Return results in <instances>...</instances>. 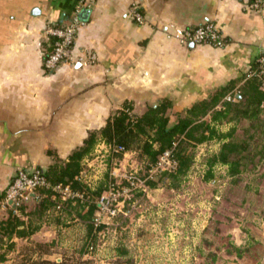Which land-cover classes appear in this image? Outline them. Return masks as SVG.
<instances>
[{
	"label": "crops",
	"instance_id": "obj_1",
	"mask_svg": "<svg viewBox=\"0 0 264 264\" xmlns=\"http://www.w3.org/2000/svg\"><path fill=\"white\" fill-rule=\"evenodd\" d=\"M133 3L143 24L130 17ZM76 9L89 15L72 61L49 72L41 50L46 30ZM204 23L218 29L222 46H183L173 36L177 28ZM86 52L95 54V63ZM262 52L264 7L248 10L245 0H0V201L18 169L48 168L49 150L66 161L123 104L140 115L167 99L185 114L215 89L241 82ZM110 152L98 142L82 161L90 189L105 183ZM135 153L117 160L125 163ZM38 234L41 227L30 238Z\"/></svg>",
	"mask_w": 264,
	"mask_h": 264
},
{
	"label": "rangeland",
	"instance_id": "obj_2",
	"mask_svg": "<svg viewBox=\"0 0 264 264\" xmlns=\"http://www.w3.org/2000/svg\"><path fill=\"white\" fill-rule=\"evenodd\" d=\"M231 128L246 142L240 175L229 177L216 165L206 181L208 160L221 142L195 146L191 168L179 181L146 186V192L133 187L121 212L93 238L91 251L85 250V224L50 211L30 219L42 236L15 242L5 264H264V124L254 132L246 121L218 130ZM135 152L116 169L144 180L145 164ZM125 181L115 180L122 187Z\"/></svg>",
	"mask_w": 264,
	"mask_h": 264
},
{
	"label": "trees",
	"instance_id": "obj_3",
	"mask_svg": "<svg viewBox=\"0 0 264 264\" xmlns=\"http://www.w3.org/2000/svg\"><path fill=\"white\" fill-rule=\"evenodd\" d=\"M64 25L65 23H56L49 28L57 29ZM56 41L55 36H46L42 40L44 61L52 53ZM223 44L222 39L221 46ZM254 68L255 63L249 72ZM228 95L233 96L235 102H226L224 99ZM263 105L264 91L260 88V80L256 76L247 78V75L241 82L215 89L207 100L193 105L185 114L177 111L167 99L159 100L155 106H147L140 115L133 113L131 104H123L121 109L112 113L102 128L90 132L82 145L69 154L66 161L59 159L51 150L47 152L53 157V164L46 169H38L49 184L48 188L40 190V194L46 198L37 201L32 199L14 208L0 206V264L6 261V253L14 247L12 238L30 239L39 230L32 225L30 219H39L50 211L65 213L73 220L85 224L87 251L93 238L104 229V226L95 228L93 225L97 209L96 200L114 183V179L108 175L105 183L90 189L81 177L84 172L81 163L91 155L98 142H104L110 148L111 159H118L123 154L113 152L117 147H122L124 152L137 151L145 164L143 179L147 178L148 170L156 165L159 157L165 152H170L177 162L176 170L172 173H156L152 180L146 181L149 188H155L167 180L179 181L185 177L192 165L194 147L214 139L220 141L221 146L208 160L205 180L213 179L212 170L216 165L226 167L229 177H236L243 171V161L247 157L246 142H239L234 138L235 128L221 134L215 126L246 121L254 132L264 124ZM207 116L209 121L204 119ZM56 186L68 187L73 194L81 195V198L61 201L60 195L53 190ZM59 204L62 209L56 211Z\"/></svg>",
	"mask_w": 264,
	"mask_h": 264
},
{
	"label": "built area",
	"instance_id": "obj_4",
	"mask_svg": "<svg viewBox=\"0 0 264 264\" xmlns=\"http://www.w3.org/2000/svg\"><path fill=\"white\" fill-rule=\"evenodd\" d=\"M92 1V0H90ZM247 9L256 11L264 7V0H245ZM130 17L136 24H143L144 17L140 12L137 3H133L130 9ZM82 25L79 19V10L73 11L65 22L62 28L52 29L47 28L46 36H55L57 41L54 43L52 53H50L47 59L44 61V68L51 72L56 70L60 65L70 63L72 61V49L76 34ZM174 38L183 46L188 44L193 45H210L213 47H220L222 37L218 29L212 23H204L193 30L190 28L183 29L177 28L174 30ZM86 57L89 63L96 62V56L93 53L86 52ZM255 68L247 73V78L256 76L260 80V88L264 91V52L258 55L255 59ZM226 102H235V98L228 95L225 99ZM264 108V105L262 106ZM220 108V106H219ZM115 153H125L122 147L113 149ZM119 161L114 158L111 159V171L109 176L114 179L113 185H109V188L96 200V212L94 214L93 225L95 228L100 226L109 225L108 221L112 220L121 212V208L125 202V197L139 186L142 188V192H146V181L152 180L153 176L158 172L172 173L177 168V162L172 158L170 152L163 153L155 166L148 170V176L144 180L138 179L131 173L129 176L118 174ZM117 178L125 179L127 185L120 186L115 180ZM45 177L38 169H18L14 178L4 192V196L0 202L2 208L5 207H17L22 203L30 200H39L46 198L45 195L40 194V190L48 188ZM134 187V188H133ZM148 187V186H147ZM55 192L60 195L61 201H66L69 198H81V195L73 194L68 187L56 186L53 188ZM62 206L59 204L56 207V211H60ZM103 218L107 219L104 221ZM93 249V244L88 245L87 251Z\"/></svg>",
	"mask_w": 264,
	"mask_h": 264
},
{
	"label": "water",
	"instance_id": "obj_5",
	"mask_svg": "<svg viewBox=\"0 0 264 264\" xmlns=\"http://www.w3.org/2000/svg\"><path fill=\"white\" fill-rule=\"evenodd\" d=\"M88 15H89V10H86V9L82 10V11L80 12V14H79V19H80V21H81V22H85V21L87 20V18H88ZM190 46L192 47L193 44H190ZM237 97H239V96H237ZM81 177H82V176H81ZM12 208H14V206H12Z\"/></svg>",
	"mask_w": 264,
	"mask_h": 264
}]
</instances>
